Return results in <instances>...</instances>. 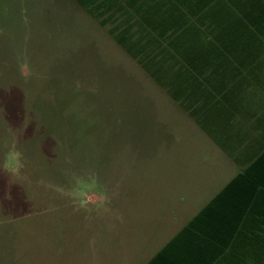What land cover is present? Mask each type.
<instances>
[{
  "label": "rangeland",
  "instance_id": "1",
  "mask_svg": "<svg viewBox=\"0 0 264 264\" xmlns=\"http://www.w3.org/2000/svg\"><path fill=\"white\" fill-rule=\"evenodd\" d=\"M191 130L76 0H0V164L13 143L25 164L0 172V264L138 260L227 175Z\"/></svg>",
  "mask_w": 264,
  "mask_h": 264
},
{
  "label": "trees",
  "instance_id": "2",
  "mask_svg": "<svg viewBox=\"0 0 264 264\" xmlns=\"http://www.w3.org/2000/svg\"><path fill=\"white\" fill-rule=\"evenodd\" d=\"M76 1L208 134L209 115L202 118V112L211 107L199 104L202 96H218L224 102L234 98L233 104L219 103L217 110L244 114L245 81L253 77L264 92V0ZM208 70L213 73L205 75ZM211 77L221 81L213 84ZM227 81L235 82L232 92L225 90ZM236 129L243 132V126ZM212 137L243 171L207 208L220 202L221 195L256 192L262 204L257 211L258 233L264 241V139L253 158L241 164L227 145ZM237 203L242 216L250 200ZM259 261L264 264V259Z\"/></svg>",
  "mask_w": 264,
  "mask_h": 264
},
{
  "label": "crops",
  "instance_id": "3",
  "mask_svg": "<svg viewBox=\"0 0 264 264\" xmlns=\"http://www.w3.org/2000/svg\"><path fill=\"white\" fill-rule=\"evenodd\" d=\"M212 73L208 70L205 75ZM211 78L215 79L211 82L213 84L219 80ZM233 85L235 87L234 81H227L225 90L232 92L230 88ZM244 87L247 90L242 101L245 116L243 112H236L235 109L226 113L217 110L219 103L233 104L234 98L224 102L218 101V96L201 97L199 104H208L207 107H211L210 110L205 109L202 112V118L209 115L212 134H208L168 95L170 101L194 124L195 130H191L192 134L195 137L197 134H204L212 141L215 155L219 157L215 164L227 175L213 192L206 195L196 194L191 199L196 202L193 204L194 208L188 213L173 211L169 216L170 221L155 244L140 249L138 260H121L119 264H261L259 260L264 259V241L258 233L257 211L262 206L258 203V194L235 192L221 195L220 202L207 208L220 191L243 171L242 165L236 163L212 136L227 145L243 161L241 164H246L253 158L256 145L260 147L264 139V92L260 91L253 77L245 81ZM215 104L217 105L214 106ZM239 126H243L242 133L236 129ZM241 199L250 200L242 216L241 205L237 203Z\"/></svg>",
  "mask_w": 264,
  "mask_h": 264
},
{
  "label": "clouds",
  "instance_id": "4",
  "mask_svg": "<svg viewBox=\"0 0 264 264\" xmlns=\"http://www.w3.org/2000/svg\"><path fill=\"white\" fill-rule=\"evenodd\" d=\"M25 168L23 154L13 143L7 150L4 161L0 164V172H3L9 177V183H12L13 177H20L22 170ZM55 191L61 195L68 197H76L80 194L79 188L65 190L61 186H52Z\"/></svg>",
  "mask_w": 264,
  "mask_h": 264
}]
</instances>
